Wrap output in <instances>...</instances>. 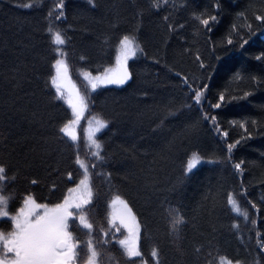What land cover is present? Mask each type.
I'll list each match as a JSON object with an SVG mask.
<instances>
[{
	"label": "snow or ice",
	"instance_id": "6c2138e0",
	"mask_svg": "<svg viewBox=\"0 0 264 264\" xmlns=\"http://www.w3.org/2000/svg\"><path fill=\"white\" fill-rule=\"evenodd\" d=\"M86 3L92 9L98 6L97 0H86ZM133 4L131 22L126 29L118 30L116 25H111L115 31L104 34L102 39L97 38L99 51L107 50L108 55L114 54V64L110 62L107 67L101 64L94 74L93 70H89L92 67L90 58L84 53L78 55L83 65L77 69L85 84L83 92L70 77L72 57L77 53L73 38L68 34L71 25L67 23V0H51L39 22H28L29 40L43 37L47 46V55L42 57L49 65L44 80L47 91L41 111L47 114L51 136L36 138V143L27 150L17 152L14 147L0 156V221L4 225L0 227V264H167L166 248L175 247L183 254L189 229L198 236L191 243L195 264H264V234L256 230L257 216L264 213V198L258 202L249 198L251 185L244 179V173L250 162L234 158V151L258 134L253 131L257 121L229 122L230 126L235 124L240 129L236 136H232L215 113L224 103L246 99L250 92L245 91L242 96H226L220 92L215 100L209 99L208 95L214 68L209 58L218 61L221 55L217 53L221 49L243 48L256 31H264V0H259V14H256V4L252 2L235 13V20L246 17L252 23H233L229 36L237 38H229L226 43L221 41L219 45L211 39L210 33L224 12L221 0H208L204 8L190 6L187 2L178 6L174 0H148L144 5H138L133 0ZM18 6L30 9L38 5L29 2ZM181 10L187 13L186 17L178 16ZM147 17H155L157 29H163L162 47L157 48L154 54L141 46ZM188 28L192 30L193 40L186 39L184 35ZM233 29H236L235 33ZM172 37L183 42L179 54L187 57L196 70L174 72L178 81L176 87L180 89L183 100L178 105L174 102L157 105L159 123L156 127L162 128L167 120L195 110L196 118L184 123L181 133L172 137L170 146L179 148L185 140L198 139L201 126L207 122L216 133L219 145V159L209 162L223 163L232 169V175L238 181L234 186L220 185L216 195L210 192L203 196L202 202L193 210L194 214L189 215L176 194L203 154L186 150L184 155L187 160L181 161L179 177L156 198L153 215L163 224L162 229H157L159 235H154L148 223L140 218L131 201L121 192L119 184L114 183L118 174L111 170L110 165L115 154L109 151L106 140L102 138L103 131L113 122L112 117L102 109L99 112L93 110L100 90H107L108 86L127 87L132 82V62L136 60L143 58L156 64L163 62L169 71H173L175 64L169 66L167 61ZM197 37L204 40L203 50L196 47ZM209 44L211 47H208ZM255 59L264 61V51ZM10 71L12 75H5L4 79L14 81L13 87L18 88L23 79L21 69L17 66ZM247 79L264 85V79L258 80L254 75ZM26 95L34 97L35 93ZM141 95L147 96L148 93L145 91ZM18 99L20 97H10L4 102V110H8ZM61 101L63 103H59ZM65 104L67 108H64ZM48 109L57 114L63 112V115L54 116ZM86 111L92 114V118L82 139L78 127H81ZM31 115L35 118L37 112L33 111ZM260 133H264V125H260ZM50 139L62 145V151L67 153L55 166L45 160ZM132 150L124 148L122 152L128 154ZM260 155L264 158V152ZM37 157L44 172L48 176L57 174L66 188L57 202H38L32 190L33 186L43 182L39 173L30 174L28 171ZM131 158L135 159V156ZM21 159L25 161L24 165L20 164ZM129 176L130 173L125 172L122 179L128 180ZM96 180H101L104 185L103 198ZM260 183L264 185V179ZM48 188L52 192L59 190L60 185L52 180ZM241 201L250 208L242 206ZM13 204L19 206L12 207ZM203 210L208 216H213L218 210L226 213V222L216 215L215 221L209 224V230H201L197 218ZM225 228L243 246V256L239 250L232 256L223 250L219 235ZM143 241L150 242L147 248Z\"/></svg>",
	"mask_w": 264,
	"mask_h": 264
},
{
	"label": "trees",
	"instance_id": "16d2710c",
	"mask_svg": "<svg viewBox=\"0 0 264 264\" xmlns=\"http://www.w3.org/2000/svg\"><path fill=\"white\" fill-rule=\"evenodd\" d=\"M29 2L38 6L30 9L18 6ZM135 2L144 5L148 0H135ZM174 2L178 6L187 2L196 8H204L208 4V0H174ZM250 2L256 4V14H259V0H221L224 12L210 33L211 39L218 45L221 41L226 43L229 38L235 40L237 38L235 35L229 36V29L233 23H252L246 17L235 20V13L242 11ZM50 3L51 0H0V156L14 147L17 152L27 150L36 143V138L51 136L47 114L41 111L46 99L44 93L47 91L44 88V80L49 65L47 60L42 59L47 55V46L43 37H33L29 40L28 24L29 21L33 24L39 22ZM97 3L98 6L92 9L86 0H67V23L71 25L68 34L73 38L77 53L72 57L70 77L77 83L81 92L85 84L81 80V73L77 71L83 66L78 60V55L84 53L90 58L92 67L89 70H93L94 74L99 65L103 64L107 67L110 62L114 64V54L108 55L107 50L99 51L96 46L97 38L102 39L104 34L115 31L110 27L111 25H116L118 30L126 29L134 11L133 0H97ZM186 15L183 10L178 12L180 17ZM191 31V28L186 29L184 33L186 39L193 40ZM235 31L236 29H233V33ZM162 35L163 29H157L155 17H147L142 33L144 43L141 46L154 54L157 48L162 47ZM195 39L198 41L196 47L203 50V38ZM182 43L176 37H172L169 41L167 61L169 66L175 64L173 71H169L163 62L156 64L143 58L136 60L132 62L134 72L132 82L127 87L110 86L107 90H100V94L95 97L96 108L93 110L99 112L102 109L112 117L113 122L103 131L102 138L106 140L109 151L115 154L110 165L111 170L118 174L114 183L119 184L121 192L131 201L140 218L148 223L154 235H159L157 229H162L163 224L153 215L156 198L179 177L181 161L187 160L184 155L186 150L203 154L202 162L179 186L176 194V198L183 202L189 215L194 214L193 210L202 202L203 196L210 192L216 195L220 185L234 186L238 181V178L232 175V169L223 163L209 162L219 159V145L216 133L211 130L207 122L201 126L198 139L185 140L179 148L170 146L172 137L181 133L184 123L196 118L195 110L167 120L162 128L156 127L159 123L156 106L168 102L178 105L183 100L180 89L176 87L178 81L174 72L181 69L196 70L187 57L179 54ZM208 47L211 45L209 44ZM261 51H264V31H256L243 48L221 49L217 53L221 55L218 61L210 57L214 68L208 90L209 99L212 100H215L220 92H224L226 96L229 94L242 96L245 91L250 92L246 99L224 103L221 108L215 110V113L223 126L229 128L232 136H236L240 129L235 124L230 126L229 122L257 121V127L253 131L258 134L234 151L236 160L243 159L250 162L245 169L244 179L251 185L249 198L257 202L264 198V185L260 183L261 179H264V158L260 155L264 152V133H260V125H264V108L261 107L264 106V85L247 77L254 75L258 80L264 79V61L255 59ZM17 66L21 69L23 79L20 80V86L14 88L15 82L6 81L4 76H11L10 70ZM99 70L103 71V68ZM145 91L148 95H141ZM31 93H35V96L26 95ZM10 97L12 99L20 97V99L15 100V103L5 111L4 102ZM64 108L67 106L64 105ZM33 111L37 112L35 118L31 115ZM48 112L54 116L63 115V112L57 114L53 109H48ZM68 112L70 114V110ZM88 114L92 115L89 112ZM248 126L251 127V124L249 123ZM133 146H135L134 150H132ZM124 148L132 151L124 154L122 152ZM62 149V145L50 139L48 152L45 155L46 163L55 166L58 160L67 155ZM133 155L135 159L131 158ZM64 163L66 164L67 161L65 160ZM20 164L24 165L25 161L21 159ZM28 171L30 174L39 173L43 178L41 184L32 188L38 202H57V198H62V192H66L63 182L57 174L48 176L44 172L39 157L32 161V167ZM125 172L130 173L128 180L122 179ZM52 180L60 185L59 190L49 191L48 183ZM95 183L100 188L103 198L102 181L96 180ZM23 186L21 183L20 187ZM210 205L211 196L208 206ZM241 205L250 208L244 201H241ZM18 206V204L12 205V207ZM216 215H220L226 222V213H220L218 210L213 216H208L206 210H203L197 218L200 229L209 230V224L215 221ZM3 226V221H0V227ZM256 230L264 234V213L257 216ZM252 237L254 244L255 232L252 233ZM194 239H198V236L189 229L183 254L175 247H167L165 253L167 264H195L191 255V243ZM219 239L223 250L229 256L234 255L237 250L241 256L245 254L243 246L232 238L227 228L220 233ZM143 243L147 248L150 242L143 241Z\"/></svg>",
	"mask_w": 264,
	"mask_h": 264
},
{
	"label": "rangeland",
	"instance_id": "374dc122",
	"mask_svg": "<svg viewBox=\"0 0 264 264\" xmlns=\"http://www.w3.org/2000/svg\"><path fill=\"white\" fill-rule=\"evenodd\" d=\"M81 78L83 80V77L81 75ZM77 86V85H76ZM92 118V116L87 115V111L85 112V117L81 120V127H78V133L81 130L82 135L84 136L85 130L89 127V120ZM197 165V164H196Z\"/></svg>",
	"mask_w": 264,
	"mask_h": 264
}]
</instances>
